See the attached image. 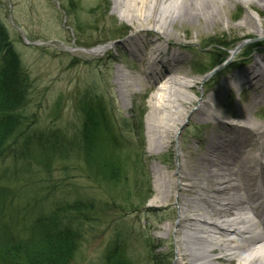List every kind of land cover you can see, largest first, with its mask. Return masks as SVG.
<instances>
[{"label":"rangeland","instance_id":"rangeland-1","mask_svg":"<svg viewBox=\"0 0 264 264\" xmlns=\"http://www.w3.org/2000/svg\"><path fill=\"white\" fill-rule=\"evenodd\" d=\"M167 1L160 0L161 4ZM113 7V0H0V23L7 29L32 80L23 110L28 128L11 142L0 160V243L7 237H29L39 213L47 214L53 207L74 200H89L91 207L86 216L76 218L74 212L70 219L79 224L80 230L79 247L70 264H102L115 244L125 250L134 264H174V236L167 238L161 230L150 228L159 212L143 211L155 193L153 166L173 172L177 154H183V147L189 142L197 146V139L208 124L199 125L186 114L171 138L170 149L156 152L147 135L148 98L153 90L147 85L137 89L132 84L129 92L131 88L136 93L126 98L125 105L116 83L119 74L136 79L143 76L136 66L137 57L123 46V40L133 35L134 28ZM250 8L259 14L264 28V0L253 5H230L224 17H230V29L211 28L196 36L195 22L191 27L175 23L173 33L183 36L187 29L190 33L184 39L190 46L184 51L188 58L184 68L193 70L192 77L197 81L187 94L201 97L222 76L220 71L226 65L233 68L237 60L257 57L264 47V29L256 34L248 28L235 27ZM116 34V39L108 41ZM215 42L224 43L225 47L215 50L214 46L219 45ZM98 46L105 50L91 52ZM245 50L249 53L243 56ZM213 55L214 61L222 56L228 59L222 68L198 72L210 64ZM91 96L106 103L115 123L117 146L128 166L118 184L90 179L80 155L73 149L72 153H64V145L76 138L80 130V105ZM243 101L244 94L234 90L222 97L221 109L227 113L235 111L238 102ZM263 117L262 108L252 116L258 122ZM52 138L58 139V151L50 164L43 166V161L32 155ZM142 171L149 183L142 178ZM167 223L166 219L162 225ZM148 235L155 244L151 249L146 246Z\"/></svg>","mask_w":264,"mask_h":264},{"label":"bare ground","instance_id":"bare-ground-1","mask_svg":"<svg viewBox=\"0 0 264 264\" xmlns=\"http://www.w3.org/2000/svg\"><path fill=\"white\" fill-rule=\"evenodd\" d=\"M258 1L113 0V11L134 28L123 46L137 57L143 76L119 74L116 83L125 105L126 98L136 93L131 88L129 92L132 84L153 90L147 135L156 152L170 149L186 114L199 125L208 124L197 146L189 142L184 153L177 154L173 172L153 166L155 193L143 211L159 212L150 228L167 238L174 236V264H264V117L261 122L252 118L257 109H264V47L253 60L232 61L233 68L226 65L222 76L207 87L209 92L195 98L186 92L197 80L193 70L184 68L188 59L184 51L190 48L184 39L190 33L187 29L178 36L172 30L176 22L188 27L195 22L196 36L211 28L230 29V17L224 18L230 5ZM235 27L256 34L264 29L251 8ZM103 50L98 46L91 52ZM234 90L244 94V101L227 113L221 109V99ZM147 238L151 249L155 244Z\"/></svg>","mask_w":264,"mask_h":264},{"label":"trees","instance_id":"trees-1","mask_svg":"<svg viewBox=\"0 0 264 264\" xmlns=\"http://www.w3.org/2000/svg\"><path fill=\"white\" fill-rule=\"evenodd\" d=\"M97 6L100 8L101 3ZM78 28L82 30V27ZM117 36H111L108 41ZM215 43L219 44L214 46L215 50L218 46L225 47L224 43ZM247 53L248 50H245L243 56ZM214 57L206 68L200 69L202 74L218 67L226 59L222 56L214 61ZM31 82V77L13 48L7 29L0 23V160L10 149L11 142L28 128L23 110L28 102ZM80 108L83 111L80 130L76 138L64 145V153L75 150L90 179L120 183L128 166L117 146V130L108 106L98 96H91L87 101L84 100ZM54 139L48 145L40 146L36 154L32 155L35 160L43 161V166H48L58 151V139ZM144 175L142 171L143 179L146 178ZM145 181L149 183L147 178ZM90 207L89 200H74L53 207L47 214L39 213L33 223L36 227L29 237H7L5 242L0 243V264H70L80 240L79 224H74L70 219L74 212L76 218L86 216ZM102 264L134 263L125 250L115 244L105 254Z\"/></svg>","mask_w":264,"mask_h":264}]
</instances>
